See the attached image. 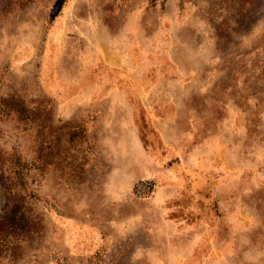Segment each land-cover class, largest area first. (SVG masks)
<instances>
[{"label":"rangeland","instance_id":"rangeland-1","mask_svg":"<svg viewBox=\"0 0 264 264\" xmlns=\"http://www.w3.org/2000/svg\"><path fill=\"white\" fill-rule=\"evenodd\" d=\"M54 1L0 0V264H264V0Z\"/></svg>","mask_w":264,"mask_h":264},{"label":"trees","instance_id":"trees-1","mask_svg":"<svg viewBox=\"0 0 264 264\" xmlns=\"http://www.w3.org/2000/svg\"><path fill=\"white\" fill-rule=\"evenodd\" d=\"M65 0H55L52 6V11L50 17H54L60 10L63 2ZM25 120L27 117L25 116ZM69 138H72V135L69 134ZM19 168L13 172L11 178V183H6V178L0 174V182L5 183V196L4 204L0 209V246L6 244V238L11 236V233L14 231H21L26 227V218L23 215V210L21 209L22 197L19 194V191L22 190L24 184L21 180L22 172H19ZM8 179V178H7ZM20 209L22 211H20Z\"/></svg>","mask_w":264,"mask_h":264}]
</instances>
